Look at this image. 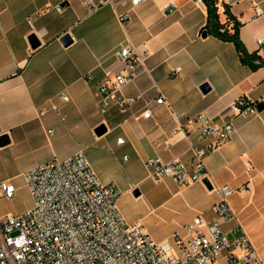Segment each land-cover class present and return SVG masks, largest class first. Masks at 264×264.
I'll list each match as a JSON object with an SVG mask.
<instances>
[{
    "label": "crops",
    "instance_id": "1",
    "mask_svg": "<svg viewBox=\"0 0 264 264\" xmlns=\"http://www.w3.org/2000/svg\"><path fill=\"white\" fill-rule=\"evenodd\" d=\"M223 7L217 0L220 23L226 20ZM227 7L240 24L246 51L264 58V0H233ZM255 8L262 14L254 16ZM206 22L202 0H142L136 6L131 0H0V158L25 172L81 153L99 182L119 192L116 207L123 219L121 196L145 199L141 187L154 181L156 213L148 216L151 221L130 224L174 253L191 237L183 225L196 217L213 221L216 188L226 185L235 219L221 228L228 232L238 222L264 264V67L243 65L234 45L211 35ZM32 34L39 41L34 49ZM65 34L71 38L66 47L60 42ZM127 44L146 54L138 76L119 92L133 102L111 101L102 116L96 85L123 70L117 52ZM239 98L255 112L238 110ZM198 114L233 128L226 141L212 139L204 158L212 188L150 177L148 158L176 159L190 169L192 145L209 141L199 138L191 122ZM100 124L106 131L98 137ZM182 129L190 130L187 137ZM244 186L247 192L240 190ZM213 263L226 264L224 255Z\"/></svg>",
    "mask_w": 264,
    "mask_h": 264
},
{
    "label": "built area",
    "instance_id": "2",
    "mask_svg": "<svg viewBox=\"0 0 264 264\" xmlns=\"http://www.w3.org/2000/svg\"><path fill=\"white\" fill-rule=\"evenodd\" d=\"M141 1L131 0V4L136 6ZM232 1L223 0L227 6ZM85 6L95 8L92 3L86 2ZM56 10L61 8L57 6ZM260 14L262 10L255 8L254 16ZM117 56L123 70L96 85L95 106L102 116L111 101L122 106L133 102L132 98H120L119 92L138 76L146 54L139 55L127 44L118 50ZM178 71L176 68L173 73ZM61 98L67 100L64 95ZM235 105L238 110L255 112L245 98H239ZM148 116L149 113L144 114L145 118ZM191 122L197 125L199 138L209 141L200 148L192 145L190 169L176 159L164 162L148 158L144 166L150 177H168L178 186L207 178L204 158L213 148L212 139L226 141L233 128L231 123L217 127L203 114L196 115ZM182 132L187 137L190 130ZM24 179L34 204L21 214L0 218V264H211L221 255L226 264H263L238 222L228 232L221 228L223 223L235 219L227 202L232 191L226 185L216 188L219 200L211 206L213 221L205 224L196 217L183 225L191 237L174 253L168 245L153 242L139 224L124 221L116 207L119 192L99 182L81 153L33 167L24 173ZM240 190L248 191L246 186ZM13 193L11 185L0 184V197L11 198ZM172 238L178 241L176 234Z\"/></svg>",
    "mask_w": 264,
    "mask_h": 264
},
{
    "label": "rangeland",
    "instance_id": "3",
    "mask_svg": "<svg viewBox=\"0 0 264 264\" xmlns=\"http://www.w3.org/2000/svg\"><path fill=\"white\" fill-rule=\"evenodd\" d=\"M25 172L16 170L13 165L0 158V184L11 185L14 188L11 198L0 197V218L18 215L33 207L34 202L24 179ZM159 185L156 184V186ZM157 188L159 187H155L154 181H149L141 187V190L147 194V198L121 196L119 205L127 223L137 222L140 218L151 221L148 216L156 213L158 205L154 197Z\"/></svg>",
    "mask_w": 264,
    "mask_h": 264
},
{
    "label": "trees",
    "instance_id": "4",
    "mask_svg": "<svg viewBox=\"0 0 264 264\" xmlns=\"http://www.w3.org/2000/svg\"><path fill=\"white\" fill-rule=\"evenodd\" d=\"M202 2L206 7L207 13L205 29L218 39L231 42L234 45L239 60L243 65L248 66L251 70L264 67V58L255 52H247L242 45V42L238 37V28L240 24L231 16L227 5L224 3L223 7V14L226 16V20L223 23H220L217 13V0H202ZM230 22L231 28L228 27Z\"/></svg>",
    "mask_w": 264,
    "mask_h": 264
},
{
    "label": "water",
    "instance_id": "5",
    "mask_svg": "<svg viewBox=\"0 0 264 264\" xmlns=\"http://www.w3.org/2000/svg\"><path fill=\"white\" fill-rule=\"evenodd\" d=\"M205 35H206V33L203 32L202 36L204 37ZM60 42L64 47H66V46L71 44V38L68 34H65L64 36H62L60 38ZM29 44H30V47L32 49L36 48L39 45V41L37 40V38L33 34L29 37ZM200 89L202 90V92H206L208 90L207 84H202ZM262 107H263L262 104H258L257 110L258 111L261 110ZM105 131H106L105 126L103 124H100L95 128L94 134L99 137V136L103 135L105 133ZM201 182L207 189L210 190L212 188V186H211V184L207 178H204Z\"/></svg>",
    "mask_w": 264,
    "mask_h": 264
}]
</instances>
